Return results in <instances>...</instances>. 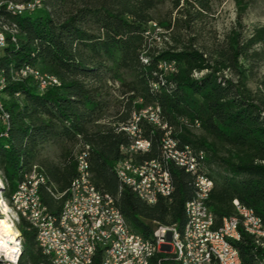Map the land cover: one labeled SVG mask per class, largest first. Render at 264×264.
<instances>
[{"label":"trees","instance_id":"1","mask_svg":"<svg viewBox=\"0 0 264 264\" xmlns=\"http://www.w3.org/2000/svg\"><path fill=\"white\" fill-rule=\"evenodd\" d=\"M8 1L32 0H0V15L19 29L17 41L8 34L0 52V177L9 204L37 166L46 178L41 200L59 214L78 174V155L86 151L94 185L113 198L135 233L150 238L157 224L181 231L196 193L194 175L171 162L173 192L148 204L131 188L121 190L116 172L127 155L123 147L132 143L122 125L153 106L168 129L140 120L151 148L134 154L135 162L162 160V139L171 130L213 180L207 205L218 224L237 213L238 200L264 227V74L257 72L264 26L244 34L245 0H236L235 26L208 44L200 34L213 0H41L35 11L22 13ZM167 2L175 15L162 18ZM164 62L174 68L164 70ZM26 66L57 77L60 85L41 92L33 76L23 75ZM17 227L20 264H50L24 217ZM240 233L234 243L242 264H263L264 248L243 228ZM96 258L100 262V253Z\"/></svg>","mask_w":264,"mask_h":264},{"label":"bare ground","instance_id":"2","mask_svg":"<svg viewBox=\"0 0 264 264\" xmlns=\"http://www.w3.org/2000/svg\"><path fill=\"white\" fill-rule=\"evenodd\" d=\"M9 2V1H8ZM3 2H0V6ZM36 5V0H32L29 3H14L9 2L8 8L13 10L14 13H22L24 11L18 9H26L27 7H33ZM41 6V0H38V7ZM12 22V21H10ZM0 15V52L7 43V35L10 34L13 42L17 41V25L10 23ZM156 25V24H154ZM163 64H166L164 62ZM163 64L161 67L164 69ZM174 66L172 67V69ZM171 69V70H172ZM166 70V69H164ZM1 74V73H0ZM23 75L33 76L39 86L41 92H45L49 87L43 81L47 79V76L56 81L57 85H60L59 79L53 75L44 73L36 68V74L27 73L23 70ZM5 81L3 76L0 75L1 91L3 90ZM156 110V112L150 111ZM3 120L9 119L7 112L2 113ZM147 119L155 125L168 129L167 123L161 116V109L159 107L150 106L138 114H134L132 120L127 124L122 125L121 129L124 130L132 139V143L123 147V151L127 154L116 167L117 176L120 183V189L124 187L131 188L137 195L146 203L154 204L160 197H167V191L169 196L173 192V178L170 171V161L179 168L184 169L186 172L194 175V181L196 186V193L194 197L189 200L185 208V224L180 231L176 227V244L180 245L179 256H172L171 259H162V243L159 240L156 226L153 231V235L150 238H146L136 233L138 238H143L146 242L147 249L141 256L139 264H195V258H192L193 241H195L196 221L200 220L199 210V197L204 200V215H212L213 212L207 205L210 193L214 187L213 180L204 172L199 171V176L204 180V183L208 187V190L200 191V183L198 181V175L194 170H191V163L199 170V163L196 155L190 146L179 147V143L172 135L171 130H165L164 136H171V141H163L162 148L164 156L162 160H152L138 164L135 162L133 156L140 152L141 139L146 140V144L151 148V142L143 137L142 130L139 127L140 120ZM137 121V128L139 135L134 130V122ZM195 126H200L198 121L195 122ZM150 150V149H149ZM180 150L185 153H180ZM202 155V153L200 154ZM88 157V155H87ZM82 159V153L78 155V174L75 177L71 187L68 190V196L62 206L59 214H52L43 204L38 202V209H44L47 214L45 233L48 234L50 239H53L54 245L52 250H49L48 245L43 240V229L38 222H33L29 219L28 213H17V206L15 204V198L12 199V204L9 205L3 201L0 203V264H10L9 256H12L13 264H20V259L23 253V238L17 224L21 222V217L30 224L32 228L36 230V242L42 249L43 253L48 256L50 264H111L112 252L111 248H104L102 250V241L109 239V235H114V228H107V220L103 218L102 214H107V207L111 203V210L114 215H118L120 223L125 225V229L129 232H134L125 217L115 205L111 196L97 192L96 194H88L87 203H82V210H86V214L80 219V228L82 235L79 234L77 229L69 228L65 226L70 212H75L78 206V200L83 197V193H86V180H91V172L79 171L80 160ZM154 163L158 167V171H153ZM38 183L31 184V191L40 192V187L45 183L46 178L42 173H34L31 171L26 174L19 184L22 186H29V182L32 180H39ZM146 178L153 179V190L150 192V199H148V190ZM131 182V183H125ZM162 182H167L166 186ZM2 181L0 180V189ZM238 200L234 201L237 213L229 217H225L222 220V227H226V230H222V227H215V234H220L221 241H212V244H205V250L202 255V264H224L222 259H215V252H223V245L228 247L231 253L239 254V260L242 264L240 252L235 246L234 241L239 240L241 237L240 228H243L245 232L251 234L255 240V243L264 248V227L261 219L255 214L254 210L245 206H237ZM90 205H97V209L90 207ZM236 212V211H235ZM97 238L95 234V223ZM160 226H170L165 224H157ZM259 227H262L260 229ZM82 237L85 241L87 248L86 256L82 254V247L79 246L82 243ZM215 250V252H214ZM101 255L100 262L96 263L97 254ZM64 256L63 261L54 258V256ZM264 264V263H263Z\"/></svg>","mask_w":264,"mask_h":264},{"label":"built area","instance_id":"3","mask_svg":"<svg viewBox=\"0 0 264 264\" xmlns=\"http://www.w3.org/2000/svg\"><path fill=\"white\" fill-rule=\"evenodd\" d=\"M38 8V0H36V5L33 7H27L26 9H18L24 12L35 11ZM156 26V25H154ZM17 31L19 29L17 27ZM0 41H4L1 40ZM164 69L166 71H170L173 67V63L167 62L163 64ZM27 73L36 74V68L31 66H26L23 68ZM47 87L56 86V81L51 77L47 76L46 80H43ZM0 94H1V86H0ZM156 112V110H150ZM140 112V111H139ZM3 119V116H2ZM134 122V130L131 132H135V134L139 135V130L137 128V121ZM141 146L140 152L149 151V147L146 144V140H142L141 136ZM162 141H171V136H163ZM180 153H185L180 150ZM171 163V161H170ZM153 171H158V167L154 163ZM191 170L196 172L198 175V181L200 183V191L208 190V187L204 183V180L199 176V170L191 163ZM79 171L83 172H91L90 164L87 158V152H82V159L79 164ZM34 173H39L37 170V166L34 167ZM42 181L39 176V180H32L29 182V186H22L19 184L16 191L13 194V198H15V204L17 206V213H28L29 219L33 222H38L43 229V240L45 244L48 245L49 250H52V246L54 245L53 239H50L47 233H45V224L47 214L44 209H38V202H42L40 192L31 191V184L38 183ZM131 183V182H125ZM147 190H148V199H150V192L153 190V179L146 178ZM167 182H162L164 186H166ZM97 192H101L96 188L91 180H86V193H83V197L78 200V206L75 212H70L67 223L65 226H68L72 229H77L79 234L81 233L80 228V219L84 214H86V210H82V203H87L88 194H96ZM167 195L169 196V191H167ZM204 200L199 197V210H200V220L196 221V231L195 232V241H193V252L192 258H195V264H202V255L205 250V244H212V241H221L222 237L220 234H215V227H222L221 224H218L214 213L212 215H204ZM237 206H242L240 202H237ZM90 207H94L97 209V205H90ZM103 218L107 220V228H114V235H109V239L101 240L102 241V250L104 248H111L112 252V261L111 264H139L141 260L142 254L145 252L148 246H146L145 240L143 238H138L135 232H129L128 229H125V225L120 223L118 215H114L111 210V203L107 207V214H102ZM229 217V216H228ZM95 223V221H94ZM95 223V234L97 238ZM176 227L177 225L170 226H160L156 225V231L159 237L160 242L162 243V259H171L172 256H179V248L180 245L176 244ZM262 229V227H259ZM222 230H226V227H222ZM223 245V252H215V259H222L224 264H241L239 260V254L231 253L227 246ZM82 247V254L86 256L87 248L85 245V241L82 237V243L79 244ZM58 260L63 261L65 257L62 256H54ZM10 264L12 262V256H9ZM97 263V260H96ZM187 264V263H186Z\"/></svg>","mask_w":264,"mask_h":264},{"label":"rangeland","instance_id":"4","mask_svg":"<svg viewBox=\"0 0 264 264\" xmlns=\"http://www.w3.org/2000/svg\"><path fill=\"white\" fill-rule=\"evenodd\" d=\"M245 2H247L248 8L243 15L242 22L244 26L243 32L246 35L251 33L254 26H264V0H245ZM170 14L174 16L175 12H170V3L167 2L161 9L160 17H168ZM236 19V0H213V11L207 18L206 27L200 34L202 42H205L206 44L211 43L210 39L213 36L223 39L225 35L235 26ZM257 72L260 75L264 74V62H262L261 66L257 69ZM250 84L252 87H255L254 81ZM0 180L2 181L1 177ZM3 201L9 205L8 201L2 196V190L0 189V203ZM1 214L2 212H0V215Z\"/></svg>","mask_w":264,"mask_h":264}]
</instances>
